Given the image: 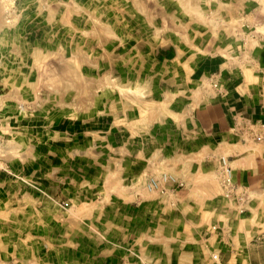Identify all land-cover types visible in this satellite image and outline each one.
Returning a JSON list of instances; mask_svg holds the SVG:
<instances>
[{
	"label": "rangeland",
	"instance_id": "obj_1",
	"mask_svg": "<svg viewBox=\"0 0 264 264\" xmlns=\"http://www.w3.org/2000/svg\"><path fill=\"white\" fill-rule=\"evenodd\" d=\"M255 154L264 0H0V264H264Z\"/></svg>",
	"mask_w": 264,
	"mask_h": 264
},
{
	"label": "built area",
	"instance_id": "obj_2",
	"mask_svg": "<svg viewBox=\"0 0 264 264\" xmlns=\"http://www.w3.org/2000/svg\"><path fill=\"white\" fill-rule=\"evenodd\" d=\"M257 139L260 140L261 137L257 136ZM219 178L221 180L222 189L225 194H229L234 189L233 175L231 166L228 164L227 160L222 157L220 159L219 168H218ZM162 184H175L176 186L183 187L184 183L178 177L172 174L163 173L159 178L151 177L148 180L147 187L150 190L161 188Z\"/></svg>",
	"mask_w": 264,
	"mask_h": 264
},
{
	"label": "crops",
	"instance_id": "obj_3",
	"mask_svg": "<svg viewBox=\"0 0 264 264\" xmlns=\"http://www.w3.org/2000/svg\"><path fill=\"white\" fill-rule=\"evenodd\" d=\"M209 120L214 123L211 115ZM236 173L245 184L251 182L264 185V155L255 154L251 159L250 167L244 169L238 168ZM256 175L258 176L256 177Z\"/></svg>",
	"mask_w": 264,
	"mask_h": 264
}]
</instances>
